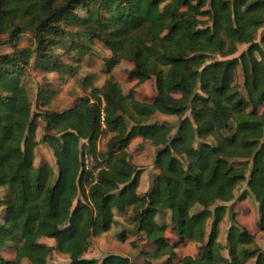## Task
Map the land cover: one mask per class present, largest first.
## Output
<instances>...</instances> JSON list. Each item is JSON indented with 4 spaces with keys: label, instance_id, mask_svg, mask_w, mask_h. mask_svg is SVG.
<instances>
[{
    "label": "trees",
    "instance_id": "1",
    "mask_svg": "<svg viewBox=\"0 0 264 264\" xmlns=\"http://www.w3.org/2000/svg\"><path fill=\"white\" fill-rule=\"evenodd\" d=\"M3 31L8 38L0 46L13 51L0 55V264H47L53 252L68 264H133L112 254L84 258L90 240L111 234L116 214L128 213L114 241L128 242L142 264H174L185 243L197 244L198 253L180 264H264L254 235L233 215L225 256L218 242L226 204L247 176L244 196L257 203L264 232V0H0ZM24 34L28 46L18 49ZM87 41L110 52L104 74L126 61L129 81L155 79V96L137 100L133 88L107 76L95 87L88 75L76 79L88 89L73 107L32 114L22 86L28 70L70 74L73 66L63 59L78 63L80 53L91 55ZM239 45L245 52L227 59ZM49 99L38 92L42 105ZM154 115L175 117L176 125L152 122ZM37 119L44 126L39 141ZM136 139L154 148L157 170L143 194L142 170L128 151ZM38 144L51 150L54 167L34 166ZM84 154L101 167L95 176L83 171ZM165 214L168 225L159 224ZM168 226L174 243L164 236ZM5 249H13V259L3 258Z\"/></svg>",
    "mask_w": 264,
    "mask_h": 264
},
{
    "label": "rangeland",
    "instance_id": "2",
    "mask_svg": "<svg viewBox=\"0 0 264 264\" xmlns=\"http://www.w3.org/2000/svg\"><path fill=\"white\" fill-rule=\"evenodd\" d=\"M258 32L256 35V42L259 40ZM8 38L7 31L0 32V39L5 40ZM30 39L29 34H24L18 45V49H22L28 46ZM88 46L90 47L91 55H86L80 53L81 61L78 63H73L70 59H63V63L67 65H72L73 72L72 73H61V72H49L43 73L42 71L29 69L28 72L22 79V86L26 90L30 104H31V113H38V108L48 109L54 112H62L73 107L74 103L79 97L84 96L88 89L80 88V80L78 84H76V79L78 77H86L90 76V82L92 86L98 87L103 81L108 77L119 82L120 87L122 89L128 90L129 88L134 89V97L140 101H151V99L156 94V81L155 79H151L142 84H137L136 81H129L125 75V69L130 68V64L123 60H117L112 72L107 76L104 74V64L103 60L105 58H110L111 54L107 51L100 43L95 41H87ZM247 46L239 45L237 47V52L227 59L236 58L241 53L245 52ZM12 47L9 45H1L0 46V55L11 54ZM215 60H224L221 56H215L212 58ZM226 59V58H225ZM107 76V77H106ZM235 82L239 86V90L243 93L242 87V75L241 71L238 68L236 71ZM39 91H45L50 96L49 102L46 105H42V103L37 101V94ZM261 111V110H260ZM152 122H167L171 124L173 127L176 125L175 117H164V116H153ZM43 122L41 119H37V130H36V141H39L43 134ZM109 139V135L101 136L97 143V149L99 152H104L106 149V142ZM128 151L131 154V162L134 167L140 168L142 170V174L140 177V189L147 190V188L151 187V182L154 175L157 173L155 166L153 165V157H154V148L150 146L149 143H142L140 139H136L130 143L128 146ZM35 157H34V166L39 167L40 165L46 163L52 167H54L55 161L52 155L51 150L43 145L38 144L35 148ZM239 163H245L243 161H239ZM237 164V163H236ZM55 170V169H54ZM55 172V171H54ZM247 180L248 176L237 183V185L233 189L234 199L231 203L226 204L228 212L225 215L224 220L220 223V235L218 238V242L222 245V255H226L225 250V239H226V231L232 222V217L235 222L249 231L255 237V242L259 246V248L264 253V232L259 231L258 229V206L255 202L253 196L245 195V191H247ZM5 194L4 189H0V198ZM244 196V197H243ZM77 199H81L80 196ZM75 205V202H74ZM129 213L124 217H120L119 214H116L115 223L113 228L115 229L117 225H121V223L127 225V217ZM157 222L159 224L168 225L169 217L165 214L163 216L158 217ZM114 229L110 232L111 234H103L97 238H92L90 240L89 248L84 255L86 259H96L100 261L103 257L112 254L118 256H126L128 257L133 264H142L143 260L137 255V251H133L130 249V245L128 242L118 243L114 241ZM165 238L169 243H174L176 241V237L174 233L171 231L169 226L165 232ZM130 241V239H128ZM139 245H141V241L137 240ZM39 242L46 246H54L55 243L51 239H40ZM143 245V244H142ZM177 257L173 261L174 264H180V260L185 256L196 257L198 253V245L195 243H185L180 246L177 250ZM1 255L4 259H13L14 251L13 249H5L1 251ZM69 260L66 255H60L56 252H53L48 259L47 264H68ZM159 262H153V264H158ZM22 264H30L27 261H23ZM248 264H253V261H250Z\"/></svg>",
    "mask_w": 264,
    "mask_h": 264
},
{
    "label": "built area",
    "instance_id": "3",
    "mask_svg": "<svg viewBox=\"0 0 264 264\" xmlns=\"http://www.w3.org/2000/svg\"><path fill=\"white\" fill-rule=\"evenodd\" d=\"M82 166L85 173H90L92 176H95L96 173L101 169L100 166L94 162L91 155L84 154L82 157Z\"/></svg>",
    "mask_w": 264,
    "mask_h": 264
},
{
    "label": "crops",
    "instance_id": "4",
    "mask_svg": "<svg viewBox=\"0 0 264 264\" xmlns=\"http://www.w3.org/2000/svg\"><path fill=\"white\" fill-rule=\"evenodd\" d=\"M155 116H158V115H155ZM162 117V116H161ZM139 189H140V184H139V187H138V189H137V193L138 194H143V193H145V192H147L148 190H149V187L147 188V190H142L141 192H139Z\"/></svg>",
    "mask_w": 264,
    "mask_h": 264
}]
</instances>
